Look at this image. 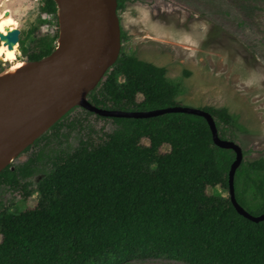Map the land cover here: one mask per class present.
Here are the masks:
<instances>
[{
    "label": "trees",
    "instance_id": "obj_1",
    "mask_svg": "<svg viewBox=\"0 0 264 264\" xmlns=\"http://www.w3.org/2000/svg\"><path fill=\"white\" fill-rule=\"evenodd\" d=\"M125 1L117 0L118 7ZM41 10L56 19V31L35 37L32 27L30 45L19 41L25 61L40 60L57 46V4L44 0ZM166 72L121 50L87 99L108 110L177 106L179 86ZM203 110L214 118L219 137L232 141L228 110ZM92 115L111 120L114 128L97 130ZM17 158L0 171V192L11 195L7 203L0 198V264H264V220L245 218L230 195L208 191H229L236 153L214 143L201 116L104 117L75 106ZM234 187L246 211L263 214L264 159L242 161ZM255 206L257 214L246 209Z\"/></svg>",
    "mask_w": 264,
    "mask_h": 264
},
{
    "label": "rangeland",
    "instance_id": "obj_2",
    "mask_svg": "<svg viewBox=\"0 0 264 264\" xmlns=\"http://www.w3.org/2000/svg\"><path fill=\"white\" fill-rule=\"evenodd\" d=\"M43 5L44 0H0V11L10 10L17 20L25 46L30 45L32 27H37L35 37L56 31V19L42 12ZM121 19L128 38L121 41L120 51L165 67L168 80L179 86L180 106L226 108L234 118L226 135L244 152L242 161L264 159V0H128ZM17 58L25 61L19 42ZM9 66L10 60H0L4 70ZM89 121L97 130L115 126L94 115ZM24 158L26 154L14 162ZM208 191L229 196L228 189ZM0 198L7 203L11 195L0 192ZM246 209L260 211L257 206ZM123 264L187 263L148 259Z\"/></svg>",
    "mask_w": 264,
    "mask_h": 264
},
{
    "label": "water",
    "instance_id": "obj_3",
    "mask_svg": "<svg viewBox=\"0 0 264 264\" xmlns=\"http://www.w3.org/2000/svg\"><path fill=\"white\" fill-rule=\"evenodd\" d=\"M54 1L58 8L59 37L53 52L40 60L26 61L28 65L18 75L0 76V145L20 137L40 120L61 112L51 127L75 106L104 117L148 118L165 113L198 115L206 119L214 143L236 153L228 179L229 195L236 211L255 223L263 221L264 213L252 215L236 200L234 178L243 160V152L235 142L219 137L210 113L180 105L150 111L108 110L88 101V93L105 78L106 71L120 53L117 0ZM61 10L66 12L63 32L59 16ZM19 35L20 30L15 28L7 35L0 33V39H5L11 48L12 44L19 42ZM35 139L24 147L15 143L3 149L0 160L12 156L14 161ZM12 162L1 165L0 171Z\"/></svg>",
    "mask_w": 264,
    "mask_h": 264
},
{
    "label": "bare ground",
    "instance_id": "obj_4",
    "mask_svg": "<svg viewBox=\"0 0 264 264\" xmlns=\"http://www.w3.org/2000/svg\"><path fill=\"white\" fill-rule=\"evenodd\" d=\"M59 1V0H57ZM10 10H3L0 11V33L3 35H7V33L15 28H17V20L11 15L9 12ZM65 11H60V22L62 26V32L64 29V23H65ZM17 45L18 43L12 44V47L9 48L7 41L5 39H0V60L6 59L11 61V66H9L6 70L0 73V76L3 75H18L21 73L22 69H24L28 63L25 61H21L17 58ZM61 114V112H58L56 114H53L49 117H46L39 122H37L35 125H33L30 129H28L26 132H23V134L20 137L14 138L12 140H9L8 142L0 145V151L3 149L14 145L15 143H21V147H24L26 144L30 143L33 139L38 137L41 133H43L50 125L55 121V119ZM13 160L12 156L6 157L4 159L0 160V166L4 165L5 163H9Z\"/></svg>",
    "mask_w": 264,
    "mask_h": 264
},
{
    "label": "flooded vegetation",
    "instance_id": "obj_5",
    "mask_svg": "<svg viewBox=\"0 0 264 264\" xmlns=\"http://www.w3.org/2000/svg\"><path fill=\"white\" fill-rule=\"evenodd\" d=\"M126 3H128V0H126L125 2H124V7H118V16H119V20H120V27H121V32L123 33V34H125L126 35V39L128 38L127 36H128V34H127V32L125 31V29H124V25L122 24V19H121V13H122V11H124V9H125V7H126ZM126 39H124V40H121V41H125Z\"/></svg>",
    "mask_w": 264,
    "mask_h": 264
}]
</instances>
